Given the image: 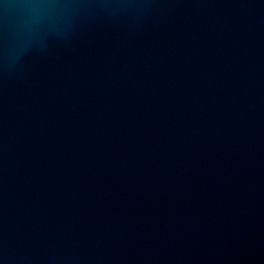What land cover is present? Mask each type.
I'll return each mask as SVG.
<instances>
[{
    "label": "water",
    "instance_id": "water-1",
    "mask_svg": "<svg viewBox=\"0 0 264 264\" xmlns=\"http://www.w3.org/2000/svg\"><path fill=\"white\" fill-rule=\"evenodd\" d=\"M0 264H264V0H0Z\"/></svg>",
    "mask_w": 264,
    "mask_h": 264
}]
</instances>
